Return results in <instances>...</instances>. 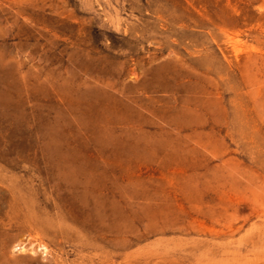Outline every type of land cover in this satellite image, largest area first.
<instances>
[{
    "label": "rangeland",
    "instance_id": "1",
    "mask_svg": "<svg viewBox=\"0 0 264 264\" xmlns=\"http://www.w3.org/2000/svg\"><path fill=\"white\" fill-rule=\"evenodd\" d=\"M0 264H264V0H0Z\"/></svg>",
    "mask_w": 264,
    "mask_h": 264
}]
</instances>
